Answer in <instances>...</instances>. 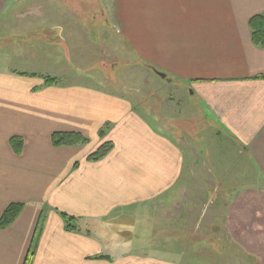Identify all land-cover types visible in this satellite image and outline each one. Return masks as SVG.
Wrapping results in <instances>:
<instances>
[{
	"label": "crops",
	"instance_id": "crops-1",
	"mask_svg": "<svg viewBox=\"0 0 264 264\" xmlns=\"http://www.w3.org/2000/svg\"><path fill=\"white\" fill-rule=\"evenodd\" d=\"M104 1L111 4L110 23L134 61L214 103L222 99L220 128L203 120L197 124L198 135L211 138L203 157L202 146L186 132L178 131L181 144L174 141L121 89L56 79L46 85L34 73L0 72V216L9 203L24 204L15 220L0 228V264H24L31 247V264H174L152 252H174L173 238L182 237L183 252L190 244V213L175 218L167 210L176 199L187 204L198 189L204 197L199 204L206 205L210 189L252 184L264 189V45L254 44L249 24L261 15L264 26V0ZM55 2L76 15L73 4ZM45 4L38 0V14ZM13 7L12 0H0V16ZM55 131L79 132L88 141L55 146ZM106 141L113 147L104 157L86 159ZM232 161L256 181L225 182ZM58 211L77 218L79 230H66ZM138 211L148 214L145 232L132 226L106 236L110 219H134ZM204 216L201 211L193 221Z\"/></svg>",
	"mask_w": 264,
	"mask_h": 264
},
{
	"label": "rangeland",
	"instance_id": "rangeland-1",
	"mask_svg": "<svg viewBox=\"0 0 264 264\" xmlns=\"http://www.w3.org/2000/svg\"><path fill=\"white\" fill-rule=\"evenodd\" d=\"M62 1L73 4L76 15L65 11L55 0H46L42 14L37 13L38 0H12L16 9L8 8L0 16V72L21 71L41 78L54 77L58 84L121 89L130 94L135 108L159 131L181 144L178 131L182 129L202 146L204 157L209 152L211 138L204 133L198 135L197 124L203 120L202 124L208 121L209 127L220 128L218 121L223 109L218 106L222 99L214 103L212 97H202L195 88L177 79H162L149 67L134 61V52L123 44L110 23L111 4L104 0L83 3L79 0L77 5L74 1L70 3L71 0ZM102 10L107 26L101 23ZM81 22L87 27L83 28ZM213 156L221 159L217 152ZM230 164L223 174L225 182L248 185L256 181L243 165L242 168L236 163L233 165V161ZM255 185L229 191L210 189L205 196L206 205L199 204L204 197L198 189L193 190L194 196L187 199V204L181 197L176 199L167 210L175 213V218L180 213H190L191 219L186 223L194 230L187 238L190 244L183 252L182 237L173 238L174 252L158 249V254L152 253L174 264H264V189L254 188ZM225 192L229 193L228 197ZM166 195L173 198L175 190ZM201 211L204 219L193 221ZM135 215L130 220L126 216L110 219L109 225L103 228L106 236L121 232L122 228L132 231V226L145 232L148 214L138 211Z\"/></svg>",
	"mask_w": 264,
	"mask_h": 264
},
{
	"label": "trees",
	"instance_id": "trees-1",
	"mask_svg": "<svg viewBox=\"0 0 264 264\" xmlns=\"http://www.w3.org/2000/svg\"><path fill=\"white\" fill-rule=\"evenodd\" d=\"M250 28H251V37L252 41L256 45L263 46L264 45V26H263V17L261 15L258 16H253L250 19ZM144 65L147 67H153L150 66L149 64H146L142 62ZM44 83L46 85L52 84L55 80L54 77L51 76H45L43 77ZM100 133L103 132L101 129L99 131ZM14 140V139H12ZM88 140L85 136H83L79 132L75 131H55L51 134V142L55 146H60V145H75V144H84ZM113 147V144L111 142H104L102 143L98 148H96L94 151L89 153L86 156L87 160L90 161H96L104 157ZM74 166H77V163L74 164ZM24 204L23 203H18V202H12L9 203L5 209L3 210L1 216H0V228H5L9 224H11L15 218L18 216V214L21 212ZM59 215L61 216L63 223H64V228L66 230L70 231H77L79 230V222L77 218H75L72 215H69L65 212L58 211ZM34 254V250L31 247L26 255L24 264H31L32 257ZM100 257V256H99Z\"/></svg>",
	"mask_w": 264,
	"mask_h": 264
},
{
	"label": "water",
	"instance_id": "water-1",
	"mask_svg": "<svg viewBox=\"0 0 264 264\" xmlns=\"http://www.w3.org/2000/svg\"><path fill=\"white\" fill-rule=\"evenodd\" d=\"M151 69L159 76L161 77L162 79H165V80H170L171 78L168 77L164 72L160 71V70H157L156 68L154 67H151Z\"/></svg>",
	"mask_w": 264,
	"mask_h": 264
}]
</instances>
